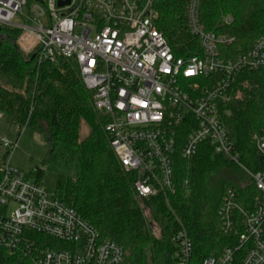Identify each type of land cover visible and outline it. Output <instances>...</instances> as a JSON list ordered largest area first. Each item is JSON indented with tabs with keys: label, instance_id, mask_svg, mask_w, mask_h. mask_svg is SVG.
Returning a JSON list of instances; mask_svg holds the SVG:
<instances>
[{
	"label": "built area",
	"instance_id": "built-area-1",
	"mask_svg": "<svg viewBox=\"0 0 264 264\" xmlns=\"http://www.w3.org/2000/svg\"><path fill=\"white\" fill-rule=\"evenodd\" d=\"M155 0H0V26L20 30L18 47L38 62L72 60L95 109L106 116L109 145L126 172L134 174L139 199L161 195L169 206L173 163L194 156L201 144L225 156L252 181L251 200L239 202L228 187L217 209L221 231L234 243L198 264H264V169L240 161L225 125L228 104L239 98L243 72L264 70V35L235 57L221 46L234 38L203 28L200 0H186L185 25L200 53L178 55L157 27ZM224 21L229 23L230 17ZM243 85L245 83H242ZM264 159V126L252 134ZM3 149L17 140L3 138ZM186 186V182H185ZM171 264H197L181 223ZM0 248L32 264H122V247L102 239L74 208L53 196L8 160L0 178Z\"/></svg>",
	"mask_w": 264,
	"mask_h": 264
},
{
	"label": "trees",
	"instance_id": "trees-1",
	"mask_svg": "<svg viewBox=\"0 0 264 264\" xmlns=\"http://www.w3.org/2000/svg\"><path fill=\"white\" fill-rule=\"evenodd\" d=\"M26 1L28 11L34 0ZM185 4L186 0H155L157 27L176 54H199L198 41L185 25ZM227 16L229 23L224 21ZM199 18L203 28L234 38L221 46L224 56L232 58L264 35V0H200ZM19 33L0 26V114L17 136L26 128L43 138L48 146L45 162L75 165L74 178L58 176L53 196L74 208L102 239L118 243L124 253L122 264H171L179 223L187 231L197 264L234 243L221 231L217 215L221 197L228 187L238 191L239 202L251 200L255 192L237 165L207 144L188 159L177 148L169 206L161 195L139 199L134 174L124 171L116 159L104 131L107 118L95 109L76 64L62 57L38 62L33 52L26 54L18 47ZM237 85L240 96L229 102L225 125L240 161L252 171L262 170L264 159L251 138L264 126V70L243 72ZM82 123L88 127L83 138ZM9 151L0 155V178ZM34 175L40 182L42 170L36 169ZM25 263L31 264L0 248V264Z\"/></svg>",
	"mask_w": 264,
	"mask_h": 264
},
{
	"label": "rangeland",
	"instance_id": "rangeland-1",
	"mask_svg": "<svg viewBox=\"0 0 264 264\" xmlns=\"http://www.w3.org/2000/svg\"><path fill=\"white\" fill-rule=\"evenodd\" d=\"M88 133V127L82 123L80 127V137L83 138ZM3 138L9 140L17 139V146L12 152L9 151L6 160L20 170L24 171L32 180H36L34 172L36 169L42 170L40 182L51 192L55 189L56 179L59 175L74 178L76 175L75 165L70 163L66 166L45 162L44 158L48 149L43 138L31 129L23 128L17 136L14 127H11L4 116H0V155L5 151L1 145ZM244 176L248 177L242 170ZM154 233L158 235V229L154 228ZM31 263V262H30ZM28 264V263H25ZM32 264V263H31Z\"/></svg>",
	"mask_w": 264,
	"mask_h": 264
},
{
	"label": "water",
	"instance_id": "water-1",
	"mask_svg": "<svg viewBox=\"0 0 264 264\" xmlns=\"http://www.w3.org/2000/svg\"><path fill=\"white\" fill-rule=\"evenodd\" d=\"M70 0H57V5L58 6H64L69 3Z\"/></svg>",
	"mask_w": 264,
	"mask_h": 264
},
{
	"label": "crops",
	"instance_id": "crops-1",
	"mask_svg": "<svg viewBox=\"0 0 264 264\" xmlns=\"http://www.w3.org/2000/svg\"><path fill=\"white\" fill-rule=\"evenodd\" d=\"M0 116H1V114H0Z\"/></svg>",
	"mask_w": 264,
	"mask_h": 264
}]
</instances>
